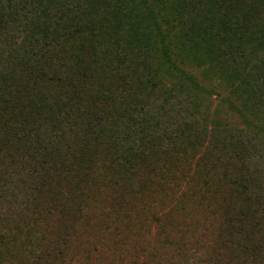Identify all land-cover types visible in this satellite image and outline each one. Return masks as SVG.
<instances>
[{
  "label": "trees",
  "instance_id": "16d2710c",
  "mask_svg": "<svg viewBox=\"0 0 264 264\" xmlns=\"http://www.w3.org/2000/svg\"><path fill=\"white\" fill-rule=\"evenodd\" d=\"M195 199L210 249L157 217L161 247L264 264V0H0V264Z\"/></svg>",
  "mask_w": 264,
  "mask_h": 264
},
{
  "label": "rangeland",
  "instance_id": "374dc122",
  "mask_svg": "<svg viewBox=\"0 0 264 264\" xmlns=\"http://www.w3.org/2000/svg\"><path fill=\"white\" fill-rule=\"evenodd\" d=\"M217 102L215 100V104ZM150 193L148 187L144 188L143 194L149 196ZM201 202L195 199L187 205L172 204L165 211L146 209L140 201L136 202L132 205L130 219L124 222L123 236L102 240L98 232L99 223H92L93 238L76 240L73 248L76 250L67 255L65 264H185L183 257L171 245L161 247L164 237L156 231L159 228L156 218L162 217L168 225L171 233L168 239L173 241L177 235L186 233L190 239L199 241L202 249L209 250L217 230L215 223L211 222L216 218L219 220V216L216 210L207 214L203 209L206 203ZM183 222L186 227L179 229Z\"/></svg>",
  "mask_w": 264,
  "mask_h": 264
}]
</instances>
